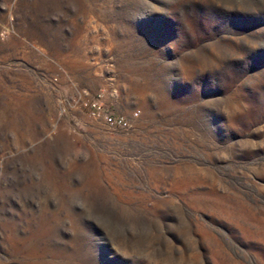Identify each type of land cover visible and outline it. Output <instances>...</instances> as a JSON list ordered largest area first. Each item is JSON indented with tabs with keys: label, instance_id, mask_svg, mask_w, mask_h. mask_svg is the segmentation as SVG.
Listing matches in <instances>:
<instances>
[{
	"label": "rangeland",
	"instance_id": "374dc122",
	"mask_svg": "<svg viewBox=\"0 0 264 264\" xmlns=\"http://www.w3.org/2000/svg\"><path fill=\"white\" fill-rule=\"evenodd\" d=\"M0 264H264V0H0Z\"/></svg>",
	"mask_w": 264,
	"mask_h": 264
},
{
	"label": "built area",
	"instance_id": "2783aa9c",
	"mask_svg": "<svg viewBox=\"0 0 264 264\" xmlns=\"http://www.w3.org/2000/svg\"><path fill=\"white\" fill-rule=\"evenodd\" d=\"M107 120L109 123H113V119L111 117H109Z\"/></svg>",
	"mask_w": 264,
	"mask_h": 264
}]
</instances>
